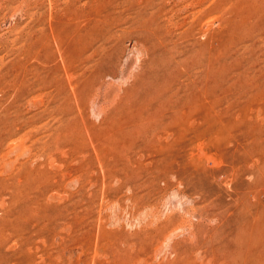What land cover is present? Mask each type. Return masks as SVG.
<instances>
[{
    "label": "rangeland",
    "instance_id": "1",
    "mask_svg": "<svg viewBox=\"0 0 264 264\" xmlns=\"http://www.w3.org/2000/svg\"><path fill=\"white\" fill-rule=\"evenodd\" d=\"M0 264H264V0H0Z\"/></svg>",
    "mask_w": 264,
    "mask_h": 264
},
{
    "label": "bare ground",
    "instance_id": "2",
    "mask_svg": "<svg viewBox=\"0 0 264 264\" xmlns=\"http://www.w3.org/2000/svg\"><path fill=\"white\" fill-rule=\"evenodd\" d=\"M262 246V245H261ZM230 250V249H229ZM234 260V259H233ZM252 261V260H251ZM263 263V262H262Z\"/></svg>",
    "mask_w": 264,
    "mask_h": 264
}]
</instances>
